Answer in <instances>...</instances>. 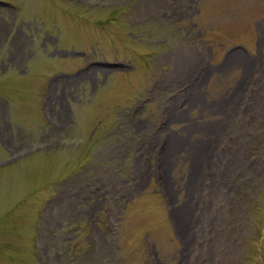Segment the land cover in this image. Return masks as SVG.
<instances>
[{
    "label": "rangeland",
    "instance_id": "obj_1",
    "mask_svg": "<svg viewBox=\"0 0 264 264\" xmlns=\"http://www.w3.org/2000/svg\"><path fill=\"white\" fill-rule=\"evenodd\" d=\"M262 85L264 0H0V264H264Z\"/></svg>",
    "mask_w": 264,
    "mask_h": 264
},
{
    "label": "bare ground",
    "instance_id": "obj_2",
    "mask_svg": "<svg viewBox=\"0 0 264 264\" xmlns=\"http://www.w3.org/2000/svg\"><path fill=\"white\" fill-rule=\"evenodd\" d=\"M234 54H235V53H234ZM230 58H231V57H230ZM238 58H239V59H238ZM231 59H232V58H231ZM231 61H232V60H231ZM231 61H230V62H231ZM233 61H236L237 63H239L240 66H243V68H248V67H247V65H248V64H247V59L245 58V56L243 57L242 55H239V54L234 55V56H233ZM249 63H251V62L249 61ZM228 65H229V63H228ZM230 65H231V64H230ZM230 65H229V66H230ZM232 65H233V64H232ZM235 65H236V64H235ZM249 66H250V65H249ZM236 67H237V66H236ZM238 68H240V67H238ZM250 68H251V66H250ZM220 70H221V68H220ZM225 70H227V69H224V71H225ZM242 70H243V69H242ZM232 71H233V70H232ZM239 71H240V69H239ZM247 71H248V70H246V72H247ZM251 71H252V70H251ZM215 73H216V72H215ZM244 73H245V72H244ZM218 74H219V73H218ZM247 75H248V74H247ZM241 79H242V78H241ZM243 79H244V78H243ZM243 79H242V80H243ZM243 81H244V80H243ZM243 81H242V83H243ZM232 82H233V81H232ZM244 82H245V81H244ZM242 83H241V84H242ZM241 84L238 86V88L241 86ZM262 86H264V85H262ZM260 87H261V86H260ZM243 89H244V88H243ZM234 90H235V89H234ZM243 91H244V90H243ZM243 91H242V93H243ZM235 92H236V91H235ZM237 93H238V92H237ZM239 93H240V92H239ZM239 93L237 94V96L239 95ZM242 93H241V94H242ZM234 94H235V93H234ZM234 94H233V95H234ZM241 94H240V95H241ZM226 96H227V94H226ZM237 96H236V97H237ZM234 97H235V96H234ZM238 97H239V96H238ZM225 98H226V97H225ZM255 101H256V100H255ZM260 101H261V100H260ZM256 102H257V101H256ZM256 102H255V103H256ZM258 102H259V101H258ZM259 103H261V102H259ZM226 104H227V103H226ZM219 105H220V104H219ZM230 105H231V104H230ZM260 105H261V104H260ZM222 106H223V105H222ZM226 107H227V106H226ZM235 108H236V107H235ZM215 110H216V109H215ZM226 110H227V108H226ZM233 111H234V110H233ZM218 113H219V112H218ZM222 114H223V113H222ZM226 115H227V114H226ZM229 115H230V114H229ZM226 118H227V117H226ZM229 118H230V117H229ZM224 119H225V118H224ZM221 121H222V120H221ZM223 121H224V120H223ZM228 122H229V120H228ZM211 128H212L211 126H210V127H207V129L204 128V129H206V130H205V131H206L205 134H206L208 137H209L210 135H212V137H217V130H216V129H211ZM199 130H200V129H199ZM200 133H201V132H200ZM200 133H198V134H200ZM193 134H194V133H193ZM203 134H204V133H203ZM205 134H204V135H205ZM194 137H196V136H194ZM204 138H205V136H204ZM198 141H199V140H198ZM193 143H194V142H193ZM199 143H200V142H199ZM191 144H192V143H191ZM200 145H201V144H200ZM180 146H181V145H180ZM185 146H186V145H185ZM197 146H198V145H197ZM187 147H188V146H187ZM169 149H171V150L173 149L171 143L169 144ZM169 149H168V150H169ZM184 149H185V148H184ZM180 150H181V149H180ZM183 152H184V151H183ZM186 153H187V152H186ZM183 155H184V154H183ZM185 155H186V154H185ZM196 156H197V155H196ZM204 156H205V155H204ZM204 156H203V157H204ZM186 157H187V156H186ZM192 157H193V156H192ZM194 157H195V156H194ZM199 157H200V156H199ZM187 158H190V157H187ZM204 158H205V157H204ZM180 159H181V158H180ZM198 159H200V158H198ZM202 159H203V158H202ZM187 160H190V159H187ZM191 160H192V159H191ZM196 160H197V159H196ZM171 161H172V160H171ZM180 161H181V160H180ZM200 161H201V160H200ZM233 161H237V160H233ZM169 162H170V160H169V161H168V160L165 161V168H164V169H165V170H164V171H165V174H164V178H165V176H166V170H167V166H169ZM195 164H196V163H195ZM233 165H234V164H233ZM196 166H197V164H196ZM199 166H200V165H199ZM169 167H170V166H169ZM194 167H195V166H194ZM195 168H196V167H195ZM169 169H170V168H169ZM168 183H169V182H168ZM182 208H183V207H182ZM177 209H178L179 212H181V215H180V213L177 214L178 219H179V221H180V220H182V218H184L183 215L185 216V213H186L185 210H186V209H184V210L181 209V208H180V210H179V208H177ZM176 211H177V210H176ZM187 212H188V211H187ZM180 223H181V222H180ZM187 229H188V228H187ZM187 229H186V230H187ZM182 231H183V230H182ZM187 231H188V230H187Z\"/></svg>",
    "mask_w": 264,
    "mask_h": 264
}]
</instances>
